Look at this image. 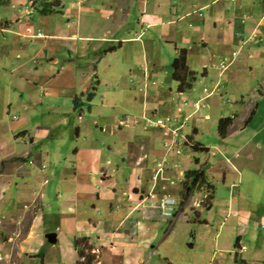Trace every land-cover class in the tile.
Wrapping results in <instances>:
<instances>
[{"label":"crops","instance_id":"crops-1","mask_svg":"<svg viewBox=\"0 0 264 264\" xmlns=\"http://www.w3.org/2000/svg\"><path fill=\"white\" fill-rule=\"evenodd\" d=\"M46 1V4L58 2V5L52 7V13L44 15L39 13V9L44 6V2L39 3L40 0H0V96L4 98L5 94L11 93L14 89L17 92L20 91L18 96L21 99L19 97L16 102L11 100L10 103L7 102L4 111L8 109L7 112L12 114L15 112L13 106L14 108L17 107L19 113L15 112L16 115H13L12 119L18 120L20 127L15 130L16 125H13V122H8L7 125L13 133L14 130L15 132L19 131L14 134L16 143L20 139H26L29 142L26 143L25 141L22 151L12 152L7 159L2 161L0 193L4 194L6 189V197L10 188L9 185L13 181L16 183L20 175L31 178L33 172L29 168V164L35 158L34 156L40 157L43 154L52 155L55 159L64 157L67 164L64 163L65 166L59 171L57 184H62L61 181H63L69 190L65 189L62 193L64 202L60 208L50 211L47 186L51 184L53 178L49 179L46 173L38 174L37 177L34 175V179H38L39 184H36V190L33 191L34 195L32 199L28 198L29 202L25 203L23 210L18 209L19 213H13L12 210L16 206L13 202L0 200L9 204L7 213H1L0 227L4 225V228L11 227L14 230L18 222H23L26 217V220L29 219L26 234L28 242L34 227L38 223H45L48 228H51L50 226L53 224L51 229H47L44 237L51 245L60 242L65 245L67 254L63 253L64 259L62 260L65 264H78V259H86L90 253L94 255L95 261H88L89 264L96 262V264H152L154 254L160 252L159 248L162 249L165 247L164 243L168 242L165 239L167 235L157 240L159 228L168 223L169 229L173 233L175 232L173 224L175 221L166 216L162 210L150 205L152 195L155 198L153 200H159L163 195L172 196V193L163 191L162 185H158V183L156 185L152 179V174L156 170L155 163L166 159L167 156H165L166 151L163 146L164 133L150 124L157 118L156 116L160 111L165 116L172 114L175 107L170 106L169 103L162 104L160 101L157 107L149 105V103L145 105L143 101V107L139 111H134L135 115H133V118H143V122H134L132 119L133 121L130 120L124 126H118L121 120L126 121L127 116L119 120L113 119L114 124H112L119 130L116 133H119L123 141L115 139L111 142L103 141L102 147H99L96 142L91 143L81 139L82 128L77 122L74 124L73 119L81 123L86 113L93 114L95 109L96 111L100 110V108H96L98 105L94 104L95 87H92L93 91L95 89L94 92L84 91L88 88L90 78L97 76L95 72L98 70V63L101 61L99 53L102 46L100 43L111 35L112 41L120 42L121 48L127 41H130L131 38H125V36L122 38L115 37V33L113 34L110 29L114 24H117L118 29L121 28L122 24L131 18V8L134 1L140 5L138 24L139 28H143L141 33L138 31L134 33V40L139 37V42L145 29L164 23L162 14L165 12L161 4H170L173 10H168L169 14H174L176 17L171 15L170 21L167 22L172 25L177 24L175 26L176 34L174 37L171 35V38H176L178 42H182L181 47L176 46L177 55L181 50H187L190 70L198 75L201 74L204 78H209L213 75L210 68L217 69L219 67L218 78L224 76L226 72L231 73L232 71H238L242 76L245 75V79L247 76L251 78L250 90L242 89L238 95L237 108L229 110L232 114L227 118L234 119L233 125L228 137L221 139L224 144H227L232 141L229 138L239 136V132L247 126L252 127V123L259 117L260 112L264 111V107L261 110L260 105V102L264 101V43L262 42L264 39V0H156L158 9L153 7L150 9L152 0H120L117 4V10L121 14H111L117 23L114 22L111 28L103 29L102 32L99 30L98 19L106 14H102V11L95 9L94 6H87L86 4L91 0L70 1L69 8L63 12L65 13L63 17L68 16L66 13L73 14H69L72 19L69 25L59 24L58 18L55 16L57 14H54L62 10L65 2L62 1L61 3L59 0ZM4 5H11L13 8L15 6L20 7L6 17L2 12ZM96 11V14H87ZM68 18L66 17V19ZM89 18L92 22L91 29H84L82 22H87ZM107 18H109L108 14ZM112 21H114L113 18ZM187 21L188 24H186ZM183 22L188 26V32L181 35L179 28ZM120 23L122 24L120 25ZM163 35L165 36V33L161 36ZM169 42L174 43L175 41L169 40ZM116 51L115 46L109 48V52ZM61 52L68 54V57L59 56ZM93 52L95 54L92 57ZM73 55L79 57L74 58ZM142 55L146 57L145 51ZM84 58L89 59L84 60ZM196 59H198L197 63H195ZM62 62L63 64L58 67ZM154 67L151 69L146 67L149 76L152 78L156 73ZM199 67L201 69H198ZM143 71V67L133 71L139 77L143 76L140 84L147 79ZM95 79L98 80V78ZM93 82L95 81L93 80ZM219 82L218 79L214 89H219ZM140 87L142 86L140 85ZM80 88L83 90L81 94ZM214 91L211 92L214 94ZM61 96H65L63 101L60 99ZM8 97L5 98L6 101ZM258 98H262V101L257 102ZM45 100L47 105L44 104ZM76 100L78 103H75ZM136 100L139 102L137 98L132 99V101ZM43 105H45L44 108ZM100 105L103 110L109 112V107L104 102ZM41 106L44 112L38 108ZM253 110H255V114L247 122ZM40 111L41 113L58 115L62 123H60L59 128H37L40 136L33 137L29 133L28 127ZM104 114L100 111L98 116ZM204 117L208 119L210 115L207 113ZM71 124L72 128H70ZM140 125L145 130H142ZM135 126L140 128L135 134L125 132L126 129ZM60 127L70 132L69 140L72 142V148L68 153L63 154L59 150L54 154L52 151H42L40 155L38 152L35 155L30 153V151L33 152L32 147L34 148L36 140L49 139L54 141L56 137H59V135H54V132L60 131ZM104 128H102V132L107 133L103 131ZM260 131H264V125L259 127L240 146L238 144V148L233 152L232 159L234 160L230 159V161L229 157H222L227 159L232 170L238 169L239 171V168L241 170L245 167H252V161L248 163L247 159L250 155L256 156L258 152L260 153L259 147L263 145L256 143L254 137L255 135L258 137ZM194 132L196 134L198 128ZM114 133L115 130L109 134L113 135ZM220 148L225 152L224 155L228 154L224 145L217 146L215 150L220 153ZM253 150L254 153H252ZM23 152L26 153L27 157H22ZM204 152H210V149L208 148V151ZM146 155L150 156L149 159L146 158ZM21 161L23 163L18 164ZM69 161L71 162L69 163ZM36 162L34 160V163ZM185 163H183L182 170L177 171L178 174L192 169ZM5 164L9 165H6V169H2ZM206 165V162L202 164L199 160L197 167L193 169L204 167L206 173V170L211 168L206 169ZM100 167L105 168V176L99 172ZM42 169L46 170V166L42 165ZM5 170L19 172L15 175H8L4 172ZM11 176L13 179L8 184L7 180ZM180 178L183 180V176ZM208 180L215 185L209 177ZM72 185L75 189L74 187L71 188ZM223 187L233 189L231 192L234 196L238 194L237 183L228 186L226 175L223 180ZM215 194L214 191L213 197ZM180 197L182 200V196ZM213 201L214 198L212 203L210 202V208H213ZM184 203L186 201L181 202V205ZM223 207L227 208L231 216H237L235 215L239 211L237 197H234L233 202L231 200L226 201ZM242 212L247 213V211ZM246 218H249L248 214ZM243 219V224L247 226L250 221ZM198 222L204 223L206 226L210 225L208 220ZM169 229L165 234L169 232ZM261 229H264V224L261 225ZM49 234H55V237L48 238ZM189 234L192 243L197 240L193 231H190ZM1 237H3L4 242L13 239L4 233H1ZM50 239H55V242H49ZM210 241L214 243V239ZM190 243H185L189 249L186 255L195 249V245ZM235 250L238 253L236 245ZM218 252L222 254L221 250ZM161 263L173 264L171 256L161 255L159 264ZM213 263L220 264L222 261L219 258L211 259L208 264Z\"/></svg>","mask_w":264,"mask_h":264},{"label":"rangeland","instance_id":"rangeland-1","mask_svg":"<svg viewBox=\"0 0 264 264\" xmlns=\"http://www.w3.org/2000/svg\"><path fill=\"white\" fill-rule=\"evenodd\" d=\"M62 1L65 2L62 10H59V12L54 14H57L55 16L58 18L57 22L59 24L63 25L64 23L69 25L72 22L69 14L72 13H66L68 16L63 17L65 14L63 12L65 9L69 8L71 0H59L61 3ZM41 2H44L45 4L47 1L40 0L39 3ZM118 2H120V0H91V2L86 4L87 6H94L95 9L102 11V14H106L102 18L98 17L100 32H102L103 29L111 28V25L115 22V17L111 14H121L117 10ZM156 2V0H152L150 9L151 7L158 9ZM133 4L134 5L131 8V18L124 24L120 23V25L122 24L121 28L118 29L117 24H114L110 29L113 34L115 33V37L122 38V36H125V38H131L132 40L130 39V41H127L128 43L126 42L122 48L120 47V42L112 41V35L104 40V42L100 43L102 46L99 53L101 61L98 63V70L95 72L97 76L92 79L90 78L87 85L88 88L84 90L85 92H92V87H95L96 91L95 89V92L93 91L94 94H96L94 104L98 105L96 108H100V110L96 111L95 109L93 114L86 113L81 123L73 119V123L75 124L77 122L82 128L81 139H84L85 141L87 140L91 143L96 142L99 147H102L101 144L103 141L111 142L113 139L123 141L121 140L122 138L119 136V133H116L119 130L113 125V119L116 118L119 120L127 116L126 121L124 122L121 120L118 123V126H124L132 119L134 122H143V118H133V115H135L134 111H139V109L143 107V101L145 102V105L146 103H149V105L156 107L158 106L159 101L162 104L169 103L170 106L174 107L180 105V109H183V117L185 120L188 119L182 134L184 136H193V138H188L189 141L192 143L194 142L193 144H186L182 148L184 157L183 163L186 162L185 164L193 169L197 167V160H200L202 164L206 162V169L211 167L209 170H206V173L216 186V194L214 196L213 208L207 207L209 203L206 199L209 194L203 189L200 191L195 190V192L192 191V194L188 197V201H186L184 205H181V202L184 201L181 200V195L179 194L183 185L180 184L181 174H178V170L169 171L167 169L164 174L160 176L158 173L155 174L156 171L153 172V181L156 182V185L157 183L158 185L161 184L163 191L172 193L171 198H174L176 203L170 216H168L175 221L173 223L175 226V232L171 233L168 223H165L162 228H159V237L157 240L161 237L163 238L164 235H167V238L165 239H167L168 242L164 243L165 247L162 249L159 248L160 252L154 254L152 264H159L161 255L165 257L166 255L171 256L173 264H208L211 259L216 260L218 258L222 261L220 264H264V229H261V225L264 224V131H260L258 137L256 135L254 136L255 142L260 143L263 146L259 147L260 153L258 152L256 156L250 155L248 157L247 162L249 163L252 161V167H245L241 170L239 168V171L238 169L232 170L227 159L222 158L229 157V160L232 159L233 152L238 148V144L240 146L247 138L253 135L259 127H263L264 111L260 112L259 117L252 123V127L247 126L243 131L239 132V136H235L232 139L229 138V140H232L229 141L230 143L224 144V141L221 140L218 134L219 120L231 116L232 113H230L229 110H235L237 108L239 92L245 88L250 90L252 85L251 78L247 76V79H245L244 77L246 76H242L238 71H232L231 73L226 72L224 76L222 75L218 78L219 67L217 69L210 68L212 69V77L204 78L199 74L198 81L194 84L192 90H188L182 94L178 93V85L172 79L171 66L178 56L175 51L177 49L176 46H178V48L181 47L182 42H178L176 38H171V35L174 37L176 34L175 26L177 25L176 23L175 25H172L167 22L170 21L171 15L174 16V14H169L170 12L168 11L173 10L172 6H170V4H161V7H163L165 12L162 14L164 23L156 25L153 28L145 29L143 37H141V41L139 42V37L134 40V33L137 31L141 33L143 31V28H139L138 24L140 18V5L137 4L136 1H134ZM19 7L15 6V8H13L11 5H4V7H2V9H4L2 11L4 13L3 15L8 17L15 10H18ZM96 13L97 11L94 13L89 12L87 14ZM107 14L109 18H107ZM66 17H69V20L66 19ZM112 18L114 21H112ZM91 23V19L89 18L87 22H82V27L90 30ZM186 24H188V21ZM186 24L184 22L181 23L179 34L182 35L188 32V26ZM129 33L131 34L129 35ZM161 33H165V36H161ZM169 40H174L175 42L170 43ZM111 46H115L117 51L109 52ZM144 51L146 57L142 55ZM94 54L95 53L93 52L92 57ZM59 56H65L67 58L68 54L61 52ZM73 57L78 58L79 56L76 57L73 55ZM88 59L89 58H84V60ZM197 61L198 59L195 60V63H197ZM62 64L63 62L60 63L58 67ZM153 66L156 68V73H154L152 78V76H149V71L146 67L151 69ZM142 67L144 70L143 73L147 79L140 84V80L143 76L139 77V75L133 71L141 69ZM198 69L201 68L199 67ZM95 78H98V80ZM218 79L220 80L218 84L220 87L218 86L219 89H214ZM93 80L95 82H93ZM140 85L142 87H140ZM203 88H208V91L215 90L212 96L209 98L207 97L208 99L205 101L204 108L195 113L192 112L193 109L190 105L187 104V107L181 106L184 105L185 101H191L192 104L194 100L200 99L202 97ZM82 91V88H80V94ZM19 92L14 89L11 93L9 92L10 94H5L4 98L0 96V167L2 161L7 159L8 155L10 156V153L22 151L24 149L23 144H25V141L26 143H29L26 139H20L18 140V143H16L14 134L19 132H15V130L20 127V124L18 120H13L12 116L19 113L17 107L14 108L13 106V111L16 113L12 112V114H9L7 112L8 109L4 111V106L7 102L10 103V100L14 102L18 101L20 97L18 96L20 94ZM7 97L9 101L5 100ZM63 98H65V96L60 97L61 101H63ZM133 98H137L139 102L137 100L132 101ZM260 101H262V98L257 99V102ZM102 102L109 107V112L103 110V107L100 105ZM44 104L47 105L46 100L44 101ZM45 105H43V108ZM260 105L261 110H263L264 101L262 103L260 102ZM38 108L44 112L42 106ZM41 111L35 116L32 124H29L31 128L28 127V131L33 137L40 136L39 130H36L37 128H59L60 123H62L61 119L59 120L58 115L41 113ZM100 111L105 114L98 116ZM207 113L210 115L208 119L204 117ZM171 115H178L177 111L173 112ZM156 117H164L163 112L160 111ZM8 122H13V125H16L14 133L9 129L7 125ZM133 125H135V123H133ZM103 127L107 130V133L102 132ZM140 127H142V125H140ZM70 128H72V124L70 125ZM196 128H198V132L194 134ZM139 129L140 128L137 126L130 127L129 129H126L125 132L135 134ZM114 130L115 133L110 135L109 133ZM142 130H145V128L142 127ZM71 132H73V130H71ZM69 133V131H65L60 127V131L57 130L54 132V135H59V137H56L54 141L49 139L36 140L34 148L32 147L33 152L30 151V153H34L35 155V153L38 152L40 155V152L42 151H52V154H54V152L58 150L63 154L68 153L72 148V142L69 140ZM191 145H201L202 147L209 148L210 152L195 151ZM219 145H224L225 151H228L227 155L223 154L225 152L221 148L220 150L222 153L215 150ZM252 153H254V150ZM23 156L27 157L25 152H23L22 157ZM146 156L145 157L149 159L150 156ZM34 157L35 158L29 164V168L33 172L31 178L29 176L20 175L18 176L16 183H14V181L11 183L10 181L13 179V176H11L10 179L7 180V183L11 184L9 185L10 188L7 191L6 197V189L4 190V194L0 193V200L4 199V202L11 201L17 206L12 210L14 214L19 213L18 209L23 210L25 203L29 202L28 198L32 199L34 195L33 191L36 190V184H39V180L36 178L34 179V175L37 177L38 174L46 173L49 179L53 178L51 184L47 186L49 191V193H47V199L50 211L60 208V205L64 202L62 200V193H64L65 189L69 190L65 187L63 181H61L62 184H57L58 173L62 170L65 164H67L65 163L64 157L55 159L54 156L46 154L40 155V157ZM34 160L37 162L34 163ZM70 162L71 161H69V163ZM20 163L23 162L21 161L18 164ZM6 165L7 164H5L2 169H6L8 166ZM42 165L46 166V170L42 169ZM101 167H103V165H101ZM101 167L99 168V172H102L103 174L101 175L105 176V168ZM4 172L8 175H15L19 171L5 170ZM185 172L186 171L183 173L185 174ZM225 175L228 186L232 183H237L238 194H236V196L231 192L233 189L223 187ZM1 177L2 176H0V180ZM171 177H177V179H179L178 183L170 185L169 179ZM73 187L74 185L71 186L72 189ZM234 197H237L238 199L239 211L235 214L237 216H231L228 213L227 208L223 207V204L226 201L231 200L233 202ZM7 209H9V204L0 201V217L1 213H7ZM242 211H247V213H243ZM247 214L249 215V218H246ZM243 218L250 221L247 226L243 224ZM28 220L29 219L26 220L25 217L23 222L20 223L19 221L16 228L14 227V230L11 227L6 229L3 227L4 225L0 227V264H65L62 262L64 259L63 253L67 254L65 245H63L62 242L51 245L44 237L47 233V229H51L53 224L50 226L51 228H48L45 223H38L34 227L31 239L27 242L26 234L28 232ZM204 220H208L210 225L206 226L204 223L198 222ZM168 229L169 232L165 234ZM190 231H193L194 235L197 236V240L193 243L190 239ZM1 233L13 237V239L4 242ZM211 239H214V243H211ZM237 240L239 244L238 253H236L237 251L235 250ZM186 242H191L190 244L195 245V249L188 255H186V252L189 251L185 246ZM220 250L222 251V254L218 252ZM232 252L234 253L231 255ZM93 256L94 255L90 253L88 258L78 259V264H89L90 261H95Z\"/></svg>","mask_w":264,"mask_h":264},{"label":"trees","instance_id":"trees-1","mask_svg":"<svg viewBox=\"0 0 264 264\" xmlns=\"http://www.w3.org/2000/svg\"><path fill=\"white\" fill-rule=\"evenodd\" d=\"M58 2L54 3H45L42 8L39 9V13L47 15L52 13V7L54 5H58ZM187 50L183 49L179 52V55L174 60L171 66V75L174 82L177 83L178 93H185L188 90H192L194 88V84L198 81V74L188 67V60H187ZM78 103V100L75 101ZM180 106V105H179ZM179 106L175 107V111L178 114ZM182 106V105H181ZM255 114V110H253L250 114L249 122ZM234 119L232 118H221L218 123V134L221 139H226L229 135L230 128L233 125ZM164 143V141H163ZM191 147L195 151H208V148L201 147V145H191ZM183 152V151H182ZM182 158L184 159L183 155ZM199 163V160H197ZM203 189L206 191L209 196L207 197L206 201L209 203L208 208L210 207V202L214 198L213 194L215 191V185H213L209 180L205 173L204 167H200L198 169H190L185 172L184 176V183L180 190V195L182 196L183 201H187L188 197L192 194L191 192L195 190L200 191ZM196 191V192H197ZM238 247V243L236 244V248Z\"/></svg>","mask_w":264,"mask_h":264},{"label":"built area","instance_id":"built-area-1","mask_svg":"<svg viewBox=\"0 0 264 264\" xmlns=\"http://www.w3.org/2000/svg\"><path fill=\"white\" fill-rule=\"evenodd\" d=\"M257 37L256 35L254 36ZM264 43V39L262 41ZM212 92L208 91L207 88L203 89V97L200 99L195 100L191 105L194 112L200 110L205 105V100L209 97ZM187 104L190 105L188 102L185 101L183 107H187ZM178 115H167L162 118L156 119L151 125L154 127L160 128L165 135L164 138V149L166 151L167 158L162 159L156 162V173L163 175L164 172L168 170H179L182 169L183 161V147L188 144V138L182 134L184 126L188 119L185 120L183 117V109L178 108ZM123 124V123H122ZM106 132V129H103ZM173 158L172 160H169ZM175 158V159H174ZM181 176H184V173L181 172ZM155 177V176H154ZM177 177H171L169 179L170 185L178 183ZM181 184V179H180ZM150 205L151 207L158 208L164 212L165 215L170 216L171 211H173V205L175 201L172 200L169 196H163L159 200H153L154 196H151Z\"/></svg>","mask_w":264,"mask_h":264},{"label":"clouds","instance_id":"clouds-1","mask_svg":"<svg viewBox=\"0 0 264 264\" xmlns=\"http://www.w3.org/2000/svg\"><path fill=\"white\" fill-rule=\"evenodd\" d=\"M203 89H204V88H203ZM207 89H208V88H207ZM211 91H212V90H211ZM211 91H210V92H211ZM212 95H213V93H212L210 96H212ZM210 96H209V97H210ZM202 97H203V91H202ZM209 97H208V98H209ZM208 98H207V99H208ZM207 99H206V100H207ZM196 100H197V99H196ZM206 100H205V101H206ZM194 101H195V100H194ZM186 102H188V101H186ZM188 103L190 104V106H191V108H192L191 101H189ZM204 103H205V102H204ZM203 108H204V107H203ZM201 109H202V108H201ZM201 109H200V110H201ZM198 111H199V110H198ZM192 112H194V110H192ZM196 112H197V111H196ZM196 112H195V113H196ZM168 115H171V114H168ZM190 115H191V114H190ZM165 116H167V115H165ZM161 118H162V117H161ZM156 119H158V118H155V119L153 120V122H154ZM150 125H151V124H150ZM151 126H152V125H151ZM153 127H154V126H153ZM155 128H157V127H155ZM158 129H160V128H158ZM160 130H161V129H160ZM186 137H187V138H188V137L190 138V136H188V135H187ZM189 138H188V144H189V143H190V144H193L191 141H189ZM184 176H185V174H184ZM184 176H183V180L181 179V185H183V183H184ZM163 196H168V195H163ZM163 196H162V197H163ZM162 197H161V198H162ZM169 197L171 198V196H169ZM171 199L174 200V198H171ZM174 201H175V200H174ZM175 203H176V202H175ZM174 206H175V204L173 205V207H174Z\"/></svg>","mask_w":264,"mask_h":264},{"label":"water","instance_id":"water-1","mask_svg":"<svg viewBox=\"0 0 264 264\" xmlns=\"http://www.w3.org/2000/svg\"><path fill=\"white\" fill-rule=\"evenodd\" d=\"M55 237V234H49V236H48V238H54ZM49 240V242H51V243H54L55 242V239L54 240Z\"/></svg>","mask_w":264,"mask_h":264}]
</instances>
